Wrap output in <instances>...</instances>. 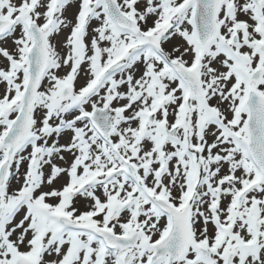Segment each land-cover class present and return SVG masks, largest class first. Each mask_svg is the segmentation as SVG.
Instances as JSON below:
<instances>
[{
    "label": "snow or ice",
    "instance_id": "obj_1",
    "mask_svg": "<svg viewBox=\"0 0 264 264\" xmlns=\"http://www.w3.org/2000/svg\"><path fill=\"white\" fill-rule=\"evenodd\" d=\"M0 264H264V0H0Z\"/></svg>",
    "mask_w": 264,
    "mask_h": 264
}]
</instances>
